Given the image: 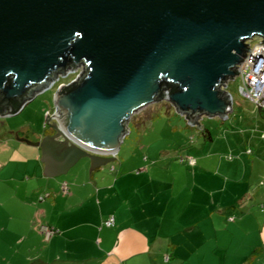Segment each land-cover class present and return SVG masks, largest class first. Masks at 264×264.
<instances>
[{
  "label": "water",
  "instance_id": "1",
  "mask_svg": "<svg viewBox=\"0 0 264 264\" xmlns=\"http://www.w3.org/2000/svg\"><path fill=\"white\" fill-rule=\"evenodd\" d=\"M254 38L264 39V0H0V114L83 65L54 95L60 124H45L55 133L22 141L41 149L48 178L84 158L93 172L116 160L131 117L149 104L167 101L195 127L228 119L221 87Z\"/></svg>",
  "mask_w": 264,
  "mask_h": 264
},
{
  "label": "crops",
  "instance_id": "2",
  "mask_svg": "<svg viewBox=\"0 0 264 264\" xmlns=\"http://www.w3.org/2000/svg\"><path fill=\"white\" fill-rule=\"evenodd\" d=\"M210 134L212 140L206 141H213L211 130ZM18 141L19 147L10 149L13 151L10 162L38 163L40 169L36 167L32 176L44 175L41 149L22 138ZM247 142L250 147L239 149L235 148V141L226 138L237 155L245 150L252 156L250 162L243 159L237 164L232 160L228 164L237 166L228 170L219 167L216 173H211L203 169L204 160L200 158L196 160L197 169L183 168L187 179L194 180L192 188L177 186L173 169L154 166L137 176L121 171L101 175L98 172L104 173V168H100L90 176L82 170L68 182L47 181L45 187L52 191L47 190L44 200L40 198L43 203L32 205L36 209L35 219L37 216L41 222L34 233L44 237L42 226L58 232L50 239L44 237L47 247L28 261L30 264H264V131L261 136L251 135ZM169 173L170 187L160 185ZM197 178L201 183L197 184ZM61 182L68 184V193L62 192ZM165 193H170V200L162 197ZM111 216L115 225L107 227L104 222ZM165 222L170 223V233H162ZM164 235L170 240L165 245L161 240Z\"/></svg>",
  "mask_w": 264,
  "mask_h": 264
},
{
  "label": "rangeland",
  "instance_id": "3",
  "mask_svg": "<svg viewBox=\"0 0 264 264\" xmlns=\"http://www.w3.org/2000/svg\"><path fill=\"white\" fill-rule=\"evenodd\" d=\"M71 78L73 76L62 78L59 84L67 83ZM59 84L56 83L51 89L36 95L20 112L12 116L0 114V153H2L0 165L6 166L12 160L13 151L10 149L19 147V138L35 141L38 137L51 133L52 129L48 125L46 127L45 122L47 113L54 110V95ZM240 85V77L229 83L227 91L233 97L234 107L228 119L204 116L200 121L202 128L211 130L213 141H206L202 131L198 127H191L172 104L167 101H157L131 117L128 134L115 157L116 160L102 167L104 173L96 172L110 175L115 171L116 175L121 171L137 176L153 166L162 167L169 171L173 169L178 178L177 186L185 185L192 188L194 180L193 178L188 180L183 170L190 168L192 171V167L188 163L181 162L182 158L192 157L196 160L203 158L205 165L203 169L211 173H216L219 167L222 170L235 167L237 162L243 159L250 162L252 156L247 155L245 150L244 153L237 155L235 148L250 147L247 142L250 136L253 134L261 136L264 131V116L254 102L240 94ZM228 137L235 141V148H229L227 145ZM254 140L256 142V139ZM251 145L253 148L254 144ZM162 150L170 153L164 152V154ZM221 158L223 161L219 163ZM232 160L237 164L229 165ZM38 166L40 167L34 162L22 164L10 162L6 168L0 167V264H30L28 259L38 257L47 247L44 241L45 235L43 237L34 233L37 232L35 227L41 222H38L37 216L35 219L36 209L32 206L34 203H43L40 201L41 196H45L47 190L52 191L45 187L47 181L68 182L82 170H85L84 173L88 176L91 174V162L88 158L79 161L66 175L56 178L47 179L43 173L42 176H32V172ZM198 167L196 163L194 168ZM206 170H203V174ZM165 179V182L159 184L170 187V173ZM199 183L201 181L197 178V184ZM164 196L170 200V193H165L162 197ZM162 230V233H170V223L165 222ZM161 240L164 245L170 241L165 235Z\"/></svg>",
  "mask_w": 264,
  "mask_h": 264
},
{
  "label": "built area",
  "instance_id": "4",
  "mask_svg": "<svg viewBox=\"0 0 264 264\" xmlns=\"http://www.w3.org/2000/svg\"><path fill=\"white\" fill-rule=\"evenodd\" d=\"M263 40H264L263 38H254L252 40L246 41V44H249L250 49L245 59L235 68L238 75L234 78H230L221 87V90L227 92V94L230 96L232 110L234 107V100H233L232 95L229 93V91H227V89L229 87L230 81L235 80L237 77L241 78V85L239 88L240 94L244 98L249 99L252 102H254L259 108L264 110V42ZM83 71H84V66L81 65L77 69H69L65 73L59 74L53 81H51V85L49 88L46 87L39 93L51 89L53 86H55L56 83L59 84L62 78L73 76V78L69 79L67 83H62V84H59L58 86V88L62 86L67 87L71 83L75 82L79 78V76L83 73ZM39 93H37L36 95H38ZM36 95L33 98H35ZM30 102L31 100H28L26 101V104ZM47 116L51 117L52 122L60 124L57 118H59L61 115L56 108H54L53 111L48 112ZM191 127H195V126H191ZM198 128L202 130L201 127H198ZM181 161L187 162L190 166L196 165V159L194 158H187V159L183 158ZM61 190L63 193H68L69 192L68 184L67 183L62 184ZM41 200H44V197H41ZM233 219L234 218H230V220H233ZM104 225L107 227H113L115 225L114 217L113 216L109 217L104 222ZM41 230L44 233L46 239H50L54 234L58 232L56 229L48 227V226H42Z\"/></svg>",
  "mask_w": 264,
  "mask_h": 264
},
{
  "label": "trees",
  "instance_id": "5",
  "mask_svg": "<svg viewBox=\"0 0 264 264\" xmlns=\"http://www.w3.org/2000/svg\"><path fill=\"white\" fill-rule=\"evenodd\" d=\"M168 89L169 90H174V86H172V85H168ZM20 107H21V104L19 105ZM1 110H3L4 112L6 111V109H4V108H1ZM3 112V113H4ZM260 112L262 113V115L264 116V110L263 109H261L260 108ZM202 133H203V135L206 137V139L207 140H212V136H211V134H210V130L209 129H207V128H202ZM183 159V158H182ZM181 159V160H182ZM182 162V161H181ZM184 163H187V162H184ZM257 253V251L255 252V254Z\"/></svg>",
  "mask_w": 264,
  "mask_h": 264
},
{
  "label": "flooded vegetation",
  "instance_id": "6",
  "mask_svg": "<svg viewBox=\"0 0 264 264\" xmlns=\"http://www.w3.org/2000/svg\"><path fill=\"white\" fill-rule=\"evenodd\" d=\"M46 127H47V126H46ZM51 129H52V128H51ZM54 133H55V131L52 129L50 134H54Z\"/></svg>",
  "mask_w": 264,
  "mask_h": 264
}]
</instances>
